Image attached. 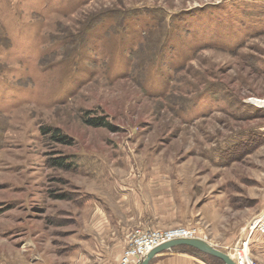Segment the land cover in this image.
<instances>
[{"label":"rangeland","instance_id":"rangeland-1","mask_svg":"<svg viewBox=\"0 0 264 264\" xmlns=\"http://www.w3.org/2000/svg\"><path fill=\"white\" fill-rule=\"evenodd\" d=\"M88 202L264 264V0H0V264Z\"/></svg>","mask_w":264,"mask_h":264},{"label":"crops","instance_id":"crops-1","mask_svg":"<svg viewBox=\"0 0 264 264\" xmlns=\"http://www.w3.org/2000/svg\"><path fill=\"white\" fill-rule=\"evenodd\" d=\"M137 200L135 199L134 202ZM137 208L132 204L128 208L114 209L110 206L92 205L89 202L75 208L73 210L75 220L72 222L70 232L71 239L67 241L69 249L66 250L67 246L65 249H60L54 258L53 255L40 257L39 262L36 263L118 264L131 232L138 223L143 222L142 217H145L144 212L140 209L138 211ZM119 214L122 216H118ZM189 249L192 248L187 247V250H182L175 247L162 251L153 256L148 264H206L200 254ZM13 264H33V262L26 256H18L14 258Z\"/></svg>","mask_w":264,"mask_h":264},{"label":"built area","instance_id":"built-area-1","mask_svg":"<svg viewBox=\"0 0 264 264\" xmlns=\"http://www.w3.org/2000/svg\"><path fill=\"white\" fill-rule=\"evenodd\" d=\"M253 233L259 234L264 239V210L258 217L249 233V239ZM190 230L183 228L160 230H145L135 228L129 237L126 248L122 251L118 264H141L147 255L155 248L181 239H194ZM249 240L243 241L232 249L230 255L235 264H257L248 254Z\"/></svg>","mask_w":264,"mask_h":264},{"label":"water","instance_id":"water-1","mask_svg":"<svg viewBox=\"0 0 264 264\" xmlns=\"http://www.w3.org/2000/svg\"><path fill=\"white\" fill-rule=\"evenodd\" d=\"M180 246H185V247L195 249V250H197V251H199L205 255H209V256H212L214 258L221 260L224 264H235L234 261H232L227 254L213 248L212 246L207 245L206 243H204L198 239H181V240H176V241H172V242L163 244V245L153 249L147 255V257L142 261L141 264H148L149 260L153 256H155L156 254H158L162 251L170 250L172 248L180 247Z\"/></svg>","mask_w":264,"mask_h":264},{"label":"trees","instance_id":"trees-1","mask_svg":"<svg viewBox=\"0 0 264 264\" xmlns=\"http://www.w3.org/2000/svg\"><path fill=\"white\" fill-rule=\"evenodd\" d=\"M96 124H97V125H100V126H105V125L103 124V122H98V123H96ZM51 166H52V167H58V168L66 167V165H65V160L62 158V159H58V160H56V161H53L52 164H51ZM64 198H66V197H64V195H62V196L60 197V199H64ZM180 248H186L185 250H187V247H185V246H182V247H180ZM182 250H183V249H182ZM189 250H191V251L194 252V253L197 252V251L194 250V249H189ZM196 254H198V253H196Z\"/></svg>","mask_w":264,"mask_h":264},{"label":"bare ground","instance_id":"bare-ground-1","mask_svg":"<svg viewBox=\"0 0 264 264\" xmlns=\"http://www.w3.org/2000/svg\"><path fill=\"white\" fill-rule=\"evenodd\" d=\"M198 240H200V239H198ZM201 241L204 242V243H206L207 245L211 246V244H209L207 241H203V240H201Z\"/></svg>","mask_w":264,"mask_h":264}]
</instances>
